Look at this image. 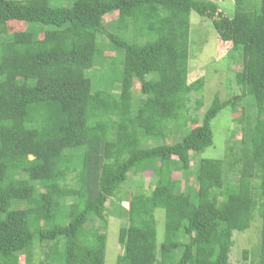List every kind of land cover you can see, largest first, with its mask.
Wrapping results in <instances>:
<instances>
[{
    "label": "trees",
    "instance_id": "trees-1",
    "mask_svg": "<svg viewBox=\"0 0 264 264\" xmlns=\"http://www.w3.org/2000/svg\"><path fill=\"white\" fill-rule=\"evenodd\" d=\"M64 1L0 0V264H105L107 233L92 222L146 171L152 190L118 206L116 264H230L254 224L239 251L264 264V0H234L231 16L220 0ZM190 11L231 42L239 93L215 94L182 128L190 95L204 102V77L188 81ZM243 100L238 152L192 168L212 119ZM172 126L179 141L162 142Z\"/></svg>",
    "mask_w": 264,
    "mask_h": 264
},
{
    "label": "rangeland",
    "instance_id": "rangeland-1",
    "mask_svg": "<svg viewBox=\"0 0 264 264\" xmlns=\"http://www.w3.org/2000/svg\"><path fill=\"white\" fill-rule=\"evenodd\" d=\"M72 0H65L63 4L69 5ZM219 9L223 11L226 16H231L234 11V0H220L217 1ZM115 17L114 13H110L105 19V26L112 31L111 21ZM19 27V24H17ZM17 25H10V31L14 30ZM189 69H188V81H193L199 76L204 77L203 97L204 102L202 106H197L196 99L201 97L199 94L190 95V100L187 103L188 111L183 119L182 128L194 127L198 122H193L191 118L193 116H201L202 112L210 104L211 100L215 97V94L222 100L228 95H235L239 93L238 87L233 81L235 66L231 62L230 56V41H222L211 24V21L205 17L199 16L196 12L190 11L189 13ZM110 54V55H109ZM105 55L113 56L114 51L106 50ZM230 83V85H229ZM227 84L229 86H227ZM230 87V88H229ZM139 84L134 85V92L137 93ZM254 103L252 98L249 97ZM236 109H229L224 107L211 121V129L213 133L212 145L206 147L201 153L192 158L191 167L193 163L198 161L200 158H222L224 157L229 146L235 147V152H238V141L243 134V124L235 120V117L240 116L242 107L245 105V101L240 103ZM252 113V109H250ZM171 134L163 139L162 142L172 143L179 141L182 130L180 127L174 128L172 126ZM161 142V141H160ZM157 143L152 140H145L144 145H151ZM138 146L132 147L128 150L129 154L133 153ZM226 166V164H225ZM156 174L151 171L128 173L127 180L120 185L110 196V203L114 205V210L109 212L110 205L101 211V216H97L92 222L97 227L99 232L107 233L106 241V262L105 264H116V257L118 256L119 246L117 242L118 227L119 225L125 224V220L117 216L120 214L118 206L128 207V200L132 191H137L139 186L144 188V191L149 193L156 181ZM184 172H175L174 177L180 179L183 183L185 179ZM192 176V175H191ZM193 177V176H192ZM189 178V180L192 179ZM162 210L156 211V217L158 221L164 218ZM160 224V223H159ZM162 225V223L160 224ZM256 228H252L243 234L235 235V243L237 250H233L229 255L230 264H252L251 258L243 257L239 249L241 247L252 246L258 239L257 225ZM159 227V226H158ZM162 229V226L159 228ZM163 229L161 230V233ZM159 233V232H158ZM160 235V234H159Z\"/></svg>",
    "mask_w": 264,
    "mask_h": 264
}]
</instances>
